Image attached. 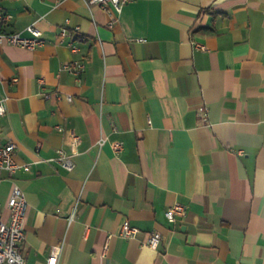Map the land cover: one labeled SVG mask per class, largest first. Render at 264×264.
<instances>
[{
	"label": "crops",
	"instance_id": "1",
	"mask_svg": "<svg viewBox=\"0 0 264 264\" xmlns=\"http://www.w3.org/2000/svg\"><path fill=\"white\" fill-rule=\"evenodd\" d=\"M0 14L46 38L0 46V141L30 166L0 170V216L18 185L25 264L54 248L58 264H264V0H132L111 28L84 0H0ZM75 61L80 75L63 69Z\"/></svg>",
	"mask_w": 264,
	"mask_h": 264
},
{
	"label": "built area",
	"instance_id": "2",
	"mask_svg": "<svg viewBox=\"0 0 264 264\" xmlns=\"http://www.w3.org/2000/svg\"><path fill=\"white\" fill-rule=\"evenodd\" d=\"M87 5H99L103 10L111 15L108 26L111 28L116 21L117 15L122 12L123 7L132 0H84ZM10 19L8 15L0 14V46L10 45L27 51H35L46 44V38L43 32L34 25H29L24 33H13L4 30L6 22ZM68 21H66L67 23ZM66 25L60 30V38L68 36ZM71 51H75L76 47L73 43H68ZM196 48L204 50L201 45H195ZM63 69L74 74L80 75L84 70V64L75 61L71 64L63 66ZM45 99H49L50 95L45 94ZM59 98V97H58ZM67 101H71L72 97L67 96ZM5 112L4 100L0 101V116ZM200 115L205 116L206 110L199 109ZM59 128V127H56ZM72 143H77V137L72 136ZM104 139H100L97 144L102 146ZM15 149L12 143H2L0 141V170L6 171L10 176L19 170L30 171L29 164H18L13 159V151ZM114 153L118 154L122 151V145L115 143L112 145ZM72 156L66 155L62 150L57 151V157L54 159L63 169L70 172L74 168ZM5 207L8 212L6 220L0 216V264H25L21 253L20 245L25 239V219L28 211V202L22 189L13 184L6 200ZM184 208L181 205H172L165 212V218L169 222H173L176 216L183 215ZM139 233V230L130 226L127 222L123 223L120 228L119 235L123 239H131ZM161 235L159 233H150L144 244L150 249L156 250L160 243ZM59 251L52 249L46 261V264H58Z\"/></svg>",
	"mask_w": 264,
	"mask_h": 264
}]
</instances>
